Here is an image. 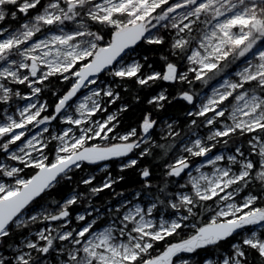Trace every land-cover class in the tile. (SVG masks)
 Returning <instances> with one entry per match:
<instances>
[{
	"label": "snow or ice",
	"instance_id": "1",
	"mask_svg": "<svg viewBox=\"0 0 264 264\" xmlns=\"http://www.w3.org/2000/svg\"><path fill=\"white\" fill-rule=\"evenodd\" d=\"M8 17L23 23L4 27ZM141 46L160 52L159 67ZM53 78L67 90H52ZM195 81L210 92L191 91ZM128 82L150 107L120 133L129 104L108 109ZM176 99L193 106L190 131L166 124L162 139L172 142L157 143L156 112ZM55 121L65 125L58 134L49 131ZM201 126L207 136L192 130ZM155 148L165 180L145 205L124 200L106 219L99 209L94 218L78 213L82 223L72 227L84 193L36 203L85 163L104 162L107 172L115 159L123 172ZM140 175L151 187L150 169ZM123 178L109 172L99 186L94 175L79 183L96 195ZM204 215L206 223L193 222ZM185 229L186 238L167 242ZM0 264H264V0H0Z\"/></svg>",
	"mask_w": 264,
	"mask_h": 264
},
{
	"label": "trees",
	"instance_id": "2",
	"mask_svg": "<svg viewBox=\"0 0 264 264\" xmlns=\"http://www.w3.org/2000/svg\"><path fill=\"white\" fill-rule=\"evenodd\" d=\"M12 22L13 21L11 17H8L5 22H2L4 25L9 27L10 25H15ZM147 46H141L140 49L137 50L139 54L142 55H148L151 60L155 63L157 67L160 65L159 55L160 52H147L145 51V48ZM162 52H167V45L164 49L161 50ZM186 64V62H185ZM102 76V75H101ZM108 77V76H107ZM106 77V78H107ZM52 90L63 92L67 90L68 85L60 83L59 80L53 78L51 80ZM168 87V85H165ZM127 88L130 89V91H125V89L119 88L123 99L121 101H117L114 105H111L108 110L112 109H118L121 105V103H128L129 104V110L126 112H122L120 114V126L118 128V131L120 133H123L130 127H136L139 118L141 117L142 112L145 109H148L150 106L147 105L146 100L143 103H140L133 99V95L136 92L135 87L131 82L127 83ZM180 88L179 85H177L176 88L169 87V92L171 95H175L177 90ZM209 87H205L201 84L199 81H195L193 85L191 86V91L200 93L203 91H206ZM184 90H189L187 86H184ZM141 97L143 98L144 93H140ZM43 99L48 100L51 104H54L56 101V97L51 95V91H46L43 95ZM193 109L192 105H189L186 101H183L182 99H176L172 101L171 104H166L164 109L159 110L156 112L155 118L158 121V127L162 129L161 132L158 129L153 132V140H155L157 143H171V138L168 140L162 139V137L166 136L167 130L163 129V125L167 123V121L171 122L173 124V127L176 131L181 133V136L185 135L186 133H189V125L191 123L192 117H189L187 113ZM52 109H49V112H51ZM199 123V118H198ZM200 128V127H199ZM197 130V129H192ZM111 135V134H110ZM95 142V141H93ZM90 142V143H93ZM115 140L107 141V143H116ZM54 142H52V145ZM154 156L144 158L140 161L139 165L137 167H134L132 169H126L123 172L119 170V160H111L108 161L110 167L108 168L107 172L100 171L102 165L104 162H101L99 165L95 164H88L85 163L82 166V169H74L70 175L72 176V179L69 180H61L59 184L55 186V188L49 190L45 194H42L41 197L37 198V205H46L47 203L53 199L62 201L64 198L68 196V194L75 189L77 192L84 193V198H82L79 203L76 205H73L71 208L72 213V225L77 226L78 223L75 221V216L79 212L91 210L92 211V217L96 215L95 211L93 209H99L100 212L104 215V218H107V209L108 208H115L122 197H130L131 194L134 192H142V195L152 193L153 195L157 191L158 186H162L163 181L165 180V177L163 175L164 169L162 167V161L159 159H156L155 157H159L163 155V150L155 148L153 149ZM175 155V152L170 153L168 158L170 159ZM51 158V157H50ZM135 158V156H134ZM148 167L152 173L150 178V184L151 187L145 188V178L141 177L140 171L142 168ZM34 172L33 169H25L24 175L30 176ZM111 173L112 177L117 176H123L124 178L122 180H118L117 183L113 185L110 189H104L102 192L91 195L88 192L87 186L79 183V181L82 178H86L89 175H94L96 177L95 181L93 182L92 186H99L101 185L104 180L106 179L108 173ZM169 180H173L176 178H167ZM184 181V178L179 179V183H182ZM246 192H243L241 194H245ZM119 194V195H118ZM211 203V202H209ZM38 207H36L37 209ZM163 208V207H161ZM31 210V209H30ZM89 217V218H92ZM210 217L208 215H204L198 218V223H206ZM56 222H53V226H55ZM43 224H37L34 226L35 228L43 227ZM192 232L191 229H185L180 233V235H174L171 238H168L167 242H176L180 239L186 238L188 235H190ZM164 241L159 242L156 245V251H162L165 246ZM153 254H156L154 251Z\"/></svg>",
	"mask_w": 264,
	"mask_h": 264
},
{
	"label": "rangeland",
	"instance_id": "3",
	"mask_svg": "<svg viewBox=\"0 0 264 264\" xmlns=\"http://www.w3.org/2000/svg\"><path fill=\"white\" fill-rule=\"evenodd\" d=\"M12 23H14L15 25H12V26H18V24L19 23H23V20H19L18 22L16 21V22H12ZM3 26L4 27H7L6 25H4L3 24ZM107 75L105 74V75H102V76H100V80L101 81H106V82H110L111 81V77H107ZM214 83V82H213ZM20 87V89H21V91H22V93L23 92H27L28 91V89L26 88V87H24V86H19ZM87 91L88 90H83V93L84 94H86L87 93ZM205 92H210V87L206 90V91H203V92H200L201 94H204ZM16 103H18V104H20L21 106L23 105V103H25L24 101H19V100H17L16 101ZM196 103L197 104H199V99H197V101H196ZM193 110V109H192ZM116 111V109H112V110H109V112H115ZM166 124H171V122H169V121H167V123H165L164 125H163V129H165V130H167V127H166ZM63 127H65V125H62L59 121H55V122H53L51 125H49V131L50 132H54V133H59L61 130H62V128ZM159 130V131H161V132H164V131H162V129L160 128V127H156V130ZM36 130L35 129H33V132H35ZM168 131V130H167ZM166 131V132H167ZM195 131H198L199 132V134L200 135H202V136H207V134H208V132H209V129L207 128V127H203V126H201L200 128H198L197 130H195ZM48 134H45V136H47ZM54 142V144H53V146L55 145V141H53ZM94 143H97V144H103V143H105V142H103V141H100L98 138L95 140V142ZM219 148H220V150L221 151H226L224 148H223V146L221 145V146H219ZM230 149H231V146H230ZM232 151H234V149H231ZM215 151V150H214ZM176 154V153H175ZM131 155V154H130ZM132 158H134V156L132 157ZM196 160H197V162H201V158H196ZM13 163H15V162H13ZM221 163V165H223L225 162H220ZM102 167H103V165H102ZM101 167V168H102ZM202 171H206V172H211L212 171V166H210V165H206L203 169H202ZM193 175H196V173H195V171H193ZM183 178H184V181L182 182V183H184L187 179H188V177L185 175V176H183ZM190 187V186H189ZM137 192H134L133 194H131L130 195V197H122L121 199H120V201H119V204L122 202V201H124V200H132L134 203H141L142 205H145V204H147L148 203V201H147V199H146V196H147V194H145V195H141V197H139V198H137V199H134V197H135V194H136ZM247 193H245V194H240V197L242 198L244 195H246ZM119 204L117 205V206H119ZM116 206V207H117ZM36 210H39V208H37ZM160 211L161 212H163L164 213V215H165V218H168V213H169V211H171V210H166V209H164V208H160ZM86 212H92L91 210H87V211H83V212H79V213H86ZM78 214V213H77ZM76 214V215H77ZM95 217V216H94ZM94 217H92V218H94ZM156 219L158 220L159 219V216H156ZM76 221V220H75ZM72 227H76V226H74V225H72Z\"/></svg>",
	"mask_w": 264,
	"mask_h": 264
}]
</instances>
